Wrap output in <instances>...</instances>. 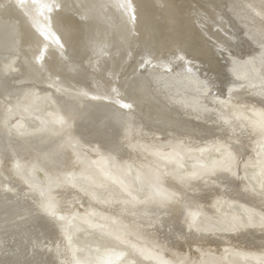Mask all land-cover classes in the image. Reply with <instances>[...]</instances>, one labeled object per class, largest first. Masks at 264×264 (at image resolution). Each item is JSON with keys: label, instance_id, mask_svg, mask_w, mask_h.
I'll return each mask as SVG.
<instances>
[{"label": "bare ground", "instance_id": "6f19581e", "mask_svg": "<svg viewBox=\"0 0 264 264\" xmlns=\"http://www.w3.org/2000/svg\"><path fill=\"white\" fill-rule=\"evenodd\" d=\"M45 96L54 127L7 129L11 109L28 116ZM78 147L144 199L83 190L74 179L99 192L108 176ZM218 148L211 164L187 159ZM255 166L259 183L264 0H0V264H135L132 251L143 264H264V196L240 175ZM79 223L122 248L79 259Z\"/></svg>", "mask_w": 264, "mask_h": 264}, {"label": "rangeland", "instance_id": "374dc122", "mask_svg": "<svg viewBox=\"0 0 264 264\" xmlns=\"http://www.w3.org/2000/svg\"><path fill=\"white\" fill-rule=\"evenodd\" d=\"M5 102H8L9 99L5 98L4 99ZM48 100L49 97L45 96L44 99L42 101H40L38 104L39 107L33 109L32 111H25L26 115L28 116H22L17 110L15 109H11L9 111V115L7 118V129L14 134H20L23 132H30V131H34L37 128V121H38V116H42L45 117L46 119V125L49 128L54 127L56 120L58 119L57 117H55L52 107H48ZM58 121V120H57ZM79 151L84 154L87 158L91 159L97 166H99L103 172L108 176V181H105L104 183H101V185L99 186V192L95 191L94 187H83L81 180L79 179H74V181L85 191H91L93 193H96L98 196H100V198L98 199L100 203H102V198L101 196H105L108 195L110 193H113V196H117V197H129L132 198L134 200H141L144 199L143 195L140 194L138 195L137 189H135V187L137 188V186L134 184L133 185H129L131 186V188L126 185H123V183H121L119 181V179L117 178V175L114 173V171L112 170V165L109 159L105 158L104 156L100 155V154H96L93 153L91 151L90 148L88 147H78ZM146 152L157 156V157H166L168 163L170 159L173 158V161H175L176 163H180L182 164L184 162V159H182L179 155V153L176 151V149L174 147L171 146H165L162 148L159 147H150V148H145L144 149ZM221 153H223V149L222 148H218L215 152H211L209 153L205 158L204 157H198V155H192L187 159H190L192 162L193 161H203V163H209L214 157H218V155H220ZM169 158V159H168ZM190 163V162H188ZM211 164V162H210ZM258 167L255 166V168H247L246 170L243 169V167H240V175L241 178L243 179V175L245 176V181L248 185H252V189L254 187V191L262 196H264V176L262 177V179L260 180L259 183L254 182L252 180V176L254 174L255 169H257ZM167 171H174L173 168H168ZM20 174L22 175V177L27 180L29 183H32L34 185H45V181H44V176L42 174V172L33 167V166H22L21 170H20ZM251 182V184H249ZM108 183V184H107ZM110 183V184H109ZM105 184V185H103ZM262 184V185H261ZM255 185L257 187H255ZM259 185V186H258ZM107 188H106V187ZM141 187V185H140ZM105 188V190L103 189ZM132 189V190H131ZM133 192V193H132ZM134 192L136 194H134ZM261 192V193H260ZM238 209V207H237ZM232 213L231 208L229 207L228 203H223V206H220L219 208V213L221 214H227L229 215V213ZM225 214V215H226ZM240 217H242V220L244 221L245 217L239 215ZM78 229L74 231V233L72 234V243H75V245H77V257L83 258V256H85L88 252V250H92L91 248L94 247H101L104 243L106 244H111L113 247L115 248H122V246L120 244L117 243H112L110 242L109 239L103 240L104 237V233L101 230H92L89 229L88 226L83 225L81 223L78 224ZM102 234H100V233ZM108 240V241H107ZM105 241V242H104ZM79 245V246H78ZM93 246V247H92ZM85 249V250H84ZM84 252V253H83ZM130 254V255H129ZM134 254V256H133ZM137 255V257H136ZM130 256V257H129ZM131 260H134L135 264H143L142 259L138 256L137 253H134V251L129 252L127 254V257ZM138 259V260H137ZM141 259V260H140Z\"/></svg>", "mask_w": 264, "mask_h": 264}]
</instances>
